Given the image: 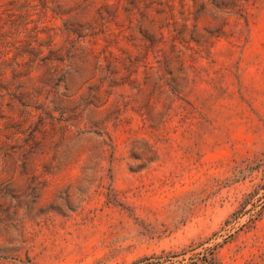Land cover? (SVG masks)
Wrapping results in <instances>:
<instances>
[{
  "label": "rangeland",
  "instance_id": "1",
  "mask_svg": "<svg viewBox=\"0 0 264 264\" xmlns=\"http://www.w3.org/2000/svg\"><path fill=\"white\" fill-rule=\"evenodd\" d=\"M0 264H264V0H0Z\"/></svg>",
  "mask_w": 264,
  "mask_h": 264
}]
</instances>
